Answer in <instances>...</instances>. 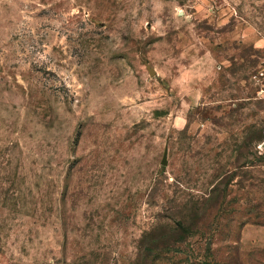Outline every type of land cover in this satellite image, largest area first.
I'll return each instance as SVG.
<instances>
[{
    "label": "rangeland",
    "instance_id": "1",
    "mask_svg": "<svg viewBox=\"0 0 264 264\" xmlns=\"http://www.w3.org/2000/svg\"><path fill=\"white\" fill-rule=\"evenodd\" d=\"M259 70L264 0H0V264H264Z\"/></svg>",
    "mask_w": 264,
    "mask_h": 264
},
{
    "label": "built area",
    "instance_id": "2",
    "mask_svg": "<svg viewBox=\"0 0 264 264\" xmlns=\"http://www.w3.org/2000/svg\"><path fill=\"white\" fill-rule=\"evenodd\" d=\"M262 75H264V70H259V71H257V72L254 74V77H255V78H259V76H262Z\"/></svg>",
    "mask_w": 264,
    "mask_h": 264
},
{
    "label": "water",
    "instance_id": "3",
    "mask_svg": "<svg viewBox=\"0 0 264 264\" xmlns=\"http://www.w3.org/2000/svg\"><path fill=\"white\" fill-rule=\"evenodd\" d=\"M149 72L150 73H153L154 72V69L150 68L149 69ZM165 152H166V149L164 150V154H165ZM162 163H165V157L164 156H163V159H162Z\"/></svg>",
    "mask_w": 264,
    "mask_h": 264
}]
</instances>
